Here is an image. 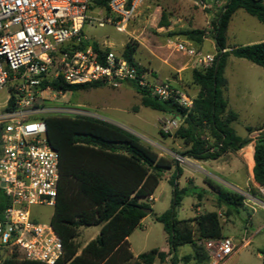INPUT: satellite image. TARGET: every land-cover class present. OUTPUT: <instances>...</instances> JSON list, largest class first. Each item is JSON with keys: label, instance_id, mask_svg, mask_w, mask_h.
Instances as JSON below:
<instances>
[{"label": "trees", "instance_id": "obj_1", "mask_svg": "<svg viewBox=\"0 0 264 264\" xmlns=\"http://www.w3.org/2000/svg\"><path fill=\"white\" fill-rule=\"evenodd\" d=\"M109 0L94 2V7L107 14ZM130 0H128L129 2ZM101 9V10H102ZM256 18L264 25V4L261 0H228L220 14L211 21L216 54L207 69H193L191 83L198 88L190 111L181 108L173 100L160 101L150 93L132 84L140 96L142 107L179 118L181 123L172 137L183 142L188 149L180 157L199 161L215 160L226 152H236L250 142L238 137L231 128L237 116L227 109L224 97L226 81L223 73L228 56L244 59L264 69V42L234 47L227 50L226 30L233 14L238 10ZM205 32L189 30L186 40L200 45ZM94 50L99 52L97 44ZM137 44L124 45L122 56L132 64ZM107 51V50H106ZM101 52V51H100ZM54 91L77 92L101 86L98 83L67 85L61 81L51 84ZM14 109V100L9 98L5 111ZM46 138L59 157V182L57 197L50 218V225L63 245V256L56 264H153L156 258L163 259L171 251L191 245L195 254H206L201 243L193 240L195 226L198 239L209 240L222 237V228L217 212H205L190 221L178 220L175 209L179 206L186 189H179L177 180L182 175L179 162L170 156H160L151 146L137 136L120 127L90 118L46 116ZM247 133L259 131L253 153L254 181L264 186V125L246 128ZM173 170L168 179L172 187L171 206L154 220L160 223L166 234L168 254L153 249L133 256L126 238L146 217L144 209L149 206L140 202L148 199L155 191L164 174ZM207 185L216 193L217 208L244 207L242 197L211 181ZM251 192L260 197L251 188ZM195 194V193H194ZM198 200L200 194H196ZM6 201L0 202V213ZM152 214V212H151ZM99 226L98 235L79 249L74 244L77 229ZM182 261L187 262L184 257ZM0 264H40L17 259L15 254L3 259ZM171 264H176L173 259Z\"/></svg>", "mask_w": 264, "mask_h": 264}, {"label": "built area", "instance_id": "obj_2", "mask_svg": "<svg viewBox=\"0 0 264 264\" xmlns=\"http://www.w3.org/2000/svg\"><path fill=\"white\" fill-rule=\"evenodd\" d=\"M96 1L103 0H0V91L9 88V98L14 100V109L0 114V189L6 201L0 213V247L19 260L56 264L63 256L62 242L50 222L39 223L32 212L36 207L53 209L59 182V157L47 141L43 118L53 115L103 121L88 107L65 101L58 107H44L43 94L66 93L54 91L52 82L71 86L98 83L114 89L131 83L160 101L173 100L187 112L193 107V98L173 82L151 85L145 73L116 54L111 45L88 41L82 29ZM194 1L202 9H211L228 0ZM143 2L109 0L107 14L98 9L97 26L109 25L128 34ZM94 44L101 52L94 50ZM168 48L187 57L194 69L210 68L214 62L215 56L181 39L169 41ZM180 123L179 118L163 116L160 131L168 134ZM174 159L180 165L188 161L180 156ZM230 190L241 196L244 207L253 213L264 210V186L257 187L261 199L249 184L245 191ZM249 242L246 238L235 244L231 238L221 237L201 244L210 264H222Z\"/></svg>", "mask_w": 264, "mask_h": 264}, {"label": "rangeland", "instance_id": "obj_3", "mask_svg": "<svg viewBox=\"0 0 264 264\" xmlns=\"http://www.w3.org/2000/svg\"><path fill=\"white\" fill-rule=\"evenodd\" d=\"M261 2L264 4V0H261ZM221 8L202 9L201 6L195 4L194 0H144L128 29V34H123L118 33L109 25L98 27L95 20L99 16V10L94 7L88 13L89 20L85 22L82 34L91 43L112 45V50L116 54L122 53L126 43L140 41L146 42L156 54L164 51L166 55H170L174 52L166 47L169 41L174 39L186 40L185 32L189 30H202L207 37H211V21L220 14ZM101 11L104 13L103 9ZM225 37L226 47L230 49L261 43L264 42V25L240 9L231 17ZM191 45L196 46L192 43ZM198 50L203 53L216 54L208 42L200 45ZM233 60L236 59L232 56L226 60L227 66L224 72V77L228 82L226 97L228 98L229 107L232 108L234 92H251L250 95L243 96L247 99L240 105L242 107L240 119L232 125L235 133L239 137H244L246 126L264 120V92H260L264 88V77L259 75V72L264 74V70L255 65H253L254 70L238 68L232 63ZM154 64L160 67V73L167 71L162 64L158 62H154ZM174 84L190 97L196 94L197 87L191 83L190 78ZM9 91V88L0 91V114L5 112ZM42 97L46 100L44 107L48 108L58 107L64 101L72 106H86L99 115L103 121L127 128L143 143L151 146L160 156L174 158L176 155L173 152L181 153L184 151L183 148H179L182 145L181 141L172 137L176 129L168 134L162 133L159 127V121L162 117L156 121L159 112L142 107L139 94L131 86L121 85L119 88L114 89L101 85L83 91H68L64 96L48 93L43 94ZM245 105L249 106L247 111H244ZM41 115L43 114H40L39 117ZM165 116L168 118L173 117L168 114H165ZM256 134L255 132L252 136H256ZM166 141L167 143H164ZM231 162L232 157L229 156L225 157L223 163L219 165L226 167ZM199 168L192 175L196 187L202 181L204 183L211 181L228 190L231 187L242 191L246 190L245 175L242 171L230 175L226 169L218 179L214 177L215 174L208 164H199ZM178 181L179 189L187 187V195L183 196L179 206L175 209L178 220L190 221L199 214L217 212L222 228V237L231 238L235 244H239L240 241L246 238L250 240L248 245L236 251L222 264H264V212L258 210L253 213L247 207H239L226 213L225 207L217 208L216 200L207 191H200L198 187L191 190L190 186L186 185L184 178L180 177ZM193 192L200 194L199 202L197 197L191 194ZM151 196L155 199L154 202L147 200L142 202L149 206L153 214H162L169 210L171 206L172 187L163 178ZM2 200H5V197L0 189V202ZM32 212L36 214L39 223H48L53 209L36 207L32 208ZM187 225L193 231L194 242L196 244L201 243L203 240L197 238L193 223ZM99 229V226H85L77 229L74 244L79 249L83 248L98 235ZM126 240L134 255L147 253L153 249L166 254L169 252L166 234L162 225L154 220V215H146ZM194 251L193 246L184 245L175 251H171L170 255L163 259L156 258L153 264H171L173 259L176 260V264H210L207 253H205V257L201 252L196 255ZM10 256L0 247V262ZM184 257L188 258L187 262L182 261Z\"/></svg>", "mask_w": 264, "mask_h": 264}, {"label": "crops", "instance_id": "obj_4", "mask_svg": "<svg viewBox=\"0 0 264 264\" xmlns=\"http://www.w3.org/2000/svg\"><path fill=\"white\" fill-rule=\"evenodd\" d=\"M181 40L186 41L189 44L192 43L188 40H184V39H181ZM204 42H208L209 45L211 46V48L216 52L213 39L211 37H207L206 33L203 37V42L200 45H202ZM136 44H137V48H136V52L133 56L134 63L141 72L145 73V80L149 84L154 85V84L162 83L164 81H171L173 83H176L179 81L181 83L184 79L185 80L188 78L192 79V77H191L192 70L191 69H193V67L191 66V63L188 60V58L185 57L184 55L179 54V53H175V52L170 54V55H166L164 51L161 52L160 54H156L155 52H153L152 47H150L146 42L137 41ZM192 44H194V43H192ZM200 45H196L195 48L198 49ZM111 47H112V45H111ZM166 47H168V46H166ZM229 49L230 48H227V50H229ZM204 54H209V55L215 56V53H210V52H207ZM230 56H232V55H230ZM230 56H228V58ZM228 58H227V60H228ZM235 59L236 60H233L234 62H232V63H234V65L237 66L238 68H245V69L254 70V68H253L254 64L250 63L249 61L244 60V59H240V58H236V57H235ZM154 62H158V63L162 64L164 67H166L167 71L164 73H160L161 72L160 67H157L154 64ZM226 66H227V61H226V65L224 68V72H225ZM262 70H264V69H262ZM259 73H260L259 75L261 77H264V74H262L261 72H259ZM223 76H224V73H223ZM224 79L226 81V90L224 92V97H225L226 102H227V109L237 116L236 121L232 122L230 125L232 128V125L237 123L240 119V110L242 108L240 105L242 104V102L244 100L247 99L246 97H243V96H248V95H250L251 92H248V91L247 92H237V91L234 92L233 96H232V108H231V107H229L228 98L226 97V93L228 90V82H227L225 77H224ZM123 85L131 86L132 84L131 83H124ZM260 92L261 93L264 92V88H262V90H260ZM197 93H198V88L196 89V94L194 96H192L193 99L197 95ZM244 107H245L244 111H247L248 110L247 108H249V106H246V105ZM163 116H165V114L159 112V116L156 118V121L159 120ZM262 125H264V120H261L259 123H255L254 125H248L245 128H251L254 130L256 128L261 127ZM116 126L123 128V129L127 130L128 132L132 133L127 128H125L121 125H116ZM245 131H246V129H245ZM255 132L258 134L259 131H253L252 133H249V134L246 131V135L244 137H240L242 139L248 138L250 140V142L248 144H246L245 146H243L242 148H240L239 150H237L236 152H226L215 160L199 161V160H195L192 158H187L188 159L187 163L184 165H180L181 170H182V175L180 177L184 178L186 185L190 186L191 190H194L195 188L198 187L200 191H204V192L207 191V193L211 194L212 197L216 200V198H217L216 193L207 185V183H204L202 181L196 187L195 181L192 177L194 172L197 171V168H199V164H208L210 166L212 172L215 174L214 177H216L218 179H220L221 173L225 172L226 169L228 170V173L230 175L236 174L239 171H242V173H244V175H245V179H244L245 186L247 184H249L251 186V188L255 189L258 192V190H257L258 184L254 181V178H253V166H254L253 153H254V146H255L257 134H256V136H252V134ZM164 143H167V141ZM181 143H182V145L179 148H183V150H184L183 152H185L188 149V147L185 146L182 141H181ZM173 153H174V155L179 156L178 152H173ZM229 156L232 157V162L230 164H227L226 167L220 166L219 164L223 163V159L225 157H229ZM209 162H211V164H209ZM172 174H173V170L167 171L164 174L163 178L168 182V179L171 177ZM223 182L225 184H227L225 181H223ZM177 183L179 184L178 180H177ZM181 189H186V191H187V187H184ZM191 194L193 196H196V194H194V192ZM258 194H259V192H258ZM259 196H260L259 198L261 199L260 194H259ZM146 200L149 202L155 201V199L152 196H150ZM197 200H198V198H197ZM199 200H198V202H199ZM142 201L143 200H141L140 202H142ZM261 211L264 212V210H261ZM150 215H157V214H153V213L151 214L150 213ZM158 215H160V214H158ZM144 218L141 221H143ZM133 256L136 257L137 255L133 254Z\"/></svg>", "mask_w": 264, "mask_h": 264}, {"label": "water", "instance_id": "obj_5", "mask_svg": "<svg viewBox=\"0 0 264 264\" xmlns=\"http://www.w3.org/2000/svg\"><path fill=\"white\" fill-rule=\"evenodd\" d=\"M0 187H2V184H0ZM144 212L149 215L151 213V210L150 209H144Z\"/></svg>", "mask_w": 264, "mask_h": 264}]
</instances>
